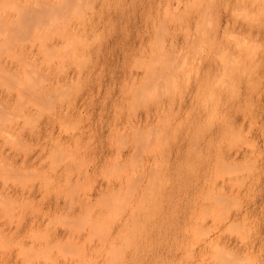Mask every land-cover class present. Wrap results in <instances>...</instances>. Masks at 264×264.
Instances as JSON below:
<instances>
[{
    "label": "rangeland",
    "instance_id": "374dc122",
    "mask_svg": "<svg viewBox=\"0 0 264 264\" xmlns=\"http://www.w3.org/2000/svg\"><path fill=\"white\" fill-rule=\"evenodd\" d=\"M0 264H264V0H0Z\"/></svg>",
    "mask_w": 264,
    "mask_h": 264
}]
</instances>
